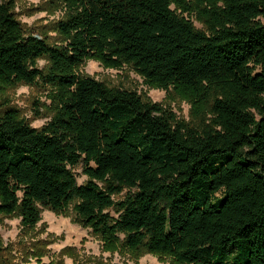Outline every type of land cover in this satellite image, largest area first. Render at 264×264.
<instances>
[{
	"label": "trees",
	"instance_id": "obj_1",
	"mask_svg": "<svg viewBox=\"0 0 264 264\" xmlns=\"http://www.w3.org/2000/svg\"><path fill=\"white\" fill-rule=\"evenodd\" d=\"M57 1L53 43L0 0V84L54 103L40 128L0 108V214L29 230L41 208L74 202L73 221L106 244L264 264V0ZM88 59L189 101L192 119L80 74Z\"/></svg>",
	"mask_w": 264,
	"mask_h": 264
},
{
	"label": "rangeland",
	"instance_id": "obj_2",
	"mask_svg": "<svg viewBox=\"0 0 264 264\" xmlns=\"http://www.w3.org/2000/svg\"><path fill=\"white\" fill-rule=\"evenodd\" d=\"M14 10L17 19L26 28L45 34L50 42L58 40L55 23L64 15L60 2L16 0ZM190 19L197 28L203 27L194 16ZM37 65L46 68L48 61L40 59ZM78 72L109 86L137 90L144 98L168 106L179 118L186 121L192 119L189 101L172 92L151 87L128 66L105 68L99 62L88 59L79 66ZM50 93L48 89L22 83L0 84V108L7 105L16 109L31 126L40 128L50 120L54 111ZM74 171L78 184H82L86 180L82 167ZM73 203L61 214L41 208V220L29 230L22 228L19 217L0 214V239L4 246L0 264H177L168 256L127 250L121 241L111 245L104 243L90 229L73 221Z\"/></svg>",
	"mask_w": 264,
	"mask_h": 264
}]
</instances>
